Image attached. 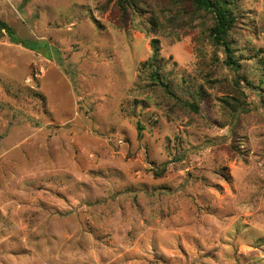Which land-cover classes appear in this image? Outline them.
Returning <instances> with one entry per match:
<instances>
[{
	"label": "rangeland",
	"instance_id": "374dc122",
	"mask_svg": "<svg viewBox=\"0 0 264 264\" xmlns=\"http://www.w3.org/2000/svg\"><path fill=\"white\" fill-rule=\"evenodd\" d=\"M163 1L0 0V264H264V0H232L233 114L210 15Z\"/></svg>",
	"mask_w": 264,
	"mask_h": 264
},
{
	"label": "trees",
	"instance_id": "16d2710c",
	"mask_svg": "<svg viewBox=\"0 0 264 264\" xmlns=\"http://www.w3.org/2000/svg\"><path fill=\"white\" fill-rule=\"evenodd\" d=\"M112 5V10L120 13L122 15L121 22L116 21L114 23L115 27L123 28L130 18L128 16L133 15L132 12L134 10H142V9H150L152 7L153 0H108ZM159 1V0H157ZM164 4L170 6L172 10H174L173 19H167V23H172L176 18L182 16H190L196 13L204 12L205 14H209L212 20V25L209 29V39L211 45L214 46L217 50H221L223 54V58H216L217 62H219V67L222 69H226L231 77V86L232 91L238 96H231L229 100L226 98L222 99L223 105L226 108V111L230 114L236 113L235 111L238 108H242L245 100L241 98H245V94L242 90L243 84L245 83L247 86L252 85L253 82L247 80L243 73H241V63L238 61V56L236 55V49L232 46L230 41V32L234 28L236 23V16L234 14V4L232 0H164ZM109 9V8H108ZM188 9L190 10L189 12ZM151 10H148V12ZM162 13L163 10H160ZM149 18L147 19L146 28L152 33L156 32V30H160L163 27H166L165 23L158 21V15L152 10L149 14ZM165 17V16H164ZM163 17V18H164ZM173 20V21H171ZM0 30H3L9 33V27L0 19ZM151 48L153 50L152 57H156L158 53L157 48V39L153 38L151 40ZM145 63H143L144 65ZM153 78H159V74L157 73V69L154 68L151 72ZM262 82V81H261ZM166 93L171 94L169 84L163 83V81L159 82ZM189 107L193 111H197V106L193 103H189Z\"/></svg>",
	"mask_w": 264,
	"mask_h": 264
}]
</instances>
